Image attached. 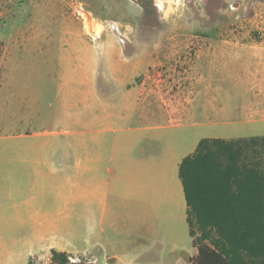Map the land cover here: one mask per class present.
Returning <instances> with one entry per match:
<instances>
[{
    "label": "crops",
    "instance_id": "obj_1",
    "mask_svg": "<svg viewBox=\"0 0 264 264\" xmlns=\"http://www.w3.org/2000/svg\"><path fill=\"white\" fill-rule=\"evenodd\" d=\"M110 1L85 12L115 21ZM69 6L34 0L50 30L35 21L1 69L19 95L0 114V264H190L179 164L201 138L264 136V31L207 38L170 97L157 44L93 40Z\"/></svg>",
    "mask_w": 264,
    "mask_h": 264
},
{
    "label": "rangeland",
    "instance_id": "obj_2",
    "mask_svg": "<svg viewBox=\"0 0 264 264\" xmlns=\"http://www.w3.org/2000/svg\"><path fill=\"white\" fill-rule=\"evenodd\" d=\"M67 1L70 5L69 11L81 26L83 22L77 10L81 7L84 11L92 10L96 13L100 2V0ZM134 1L141 5L142 13L138 5L126 0H111L109 3L112 14L106 18L115 19L121 27L125 37L124 48L145 43L158 45L161 52H158L157 58L160 61L154 69L160 71L168 81L163 88L164 93H168L165 96L171 97L177 92L178 85L182 87L186 84L189 62L195 51L207 43V38L264 31V0ZM33 2L34 0H0V75L7 56L11 54L12 44L23 42L18 38L31 31L35 21L43 23L41 31L50 30V25L44 21L43 9L34 8ZM99 29L100 26L97 27L98 31ZM83 30L86 32L85 28ZM11 35L16 40H11ZM151 59L150 56L145 58L147 62ZM18 95L19 88L12 80L4 84L0 81V114L3 102L7 105V102H11ZM249 152L252 153V150Z\"/></svg>",
    "mask_w": 264,
    "mask_h": 264
},
{
    "label": "trees",
    "instance_id": "obj_3",
    "mask_svg": "<svg viewBox=\"0 0 264 264\" xmlns=\"http://www.w3.org/2000/svg\"><path fill=\"white\" fill-rule=\"evenodd\" d=\"M263 155L264 136L205 137L182 159L178 175L197 247L190 264H264ZM67 258L51 252L52 264Z\"/></svg>",
    "mask_w": 264,
    "mask_h": 264
},
{
    "label": "built area",
    "instance_id": "obj_4",
    "mask_svg": "<svg viewBox=\"0 0 264 264\" xmlns=\"http://www.w3.org/2000/svg\"><path fill=\"white\" fill-rule=\"evenodd\" d=\"M77 12L79 13V16L82 18L83 27L86 29L87 35H89L93 40L98 38L97 27L102 26V28L105 27L109 29L110 31L114 32L115 34H117L119 41L121 43L124 42L125 37L122 34L121 27L115 21H112L106 24H99L89 14H87L81 7L77 10ZM67 262L68 264H99L96 260L90 261L82 257L72 256V255L70 256L68 255ZM30 263L38 264L33 259H31Z\"/></svg>",
    "mask_w": 264,
    "mask_h": 264
}]
</instances>
